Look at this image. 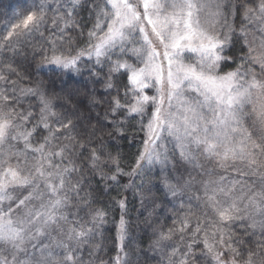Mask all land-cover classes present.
Listing matches in <instances>:
<instances>
[{"label":"snow or ice","instance_id":"snow-or-ice-1","mask_svg":"<svg viewBox=\"0 0 264 264\" xmlns=\"http://www.w3.org/2000/svg\"><path fill=\"white\" fill-rule=\"evenodd\" d=\"M146 173L157 264H264V0H32L0 27V264H140Z\"/></svg>","mask_w":264,"mask_h":264},{"label":"trees","instance_id":"trees-1","mask_svg":"<svg viewBox=\"0 0 264 264\" xmlns=\"http://www.w3.org/2000/svg\"><path fill=\"white\" fill-rule=\"evenodd\" d=\"M32 3V0H0V27L4 25L5 22L9 20H13L14 17L22 12L25 8L29 7ZM84 18H87V14H83ZM99 88L100 86L97 85ZM132 132H129V135H132ZM142 135V134H141ZM139 143V140H137ZM123 153L127 157L124 161L125 166L127 167L128 160L133 158V155L137 149L132 147L128 141H122L120 145ZM91 179L90 177H86ZM128 178L125 177V180ZM145 188H144V203L141 204L140 196L133 195L132 192L126 193L128 197L129 204V218L130 223L132 224V230L137 243L141 246L142 249L145 250V255L140 257V264H157V260L159 259L158 254L147 252V246L150 243V236L152 234V229L149 228L148 224L145 223V219L148 218L149 221L154 222L157 218H159L163 222V216H157V213L160 212V208L156 207L153 204V201H156V204H159L163 197L161 193L157 190L156 187H152L153 185L159 184L158 180L146 179ZM139 183V180L137 181ZM93 185H95V181H93ZM152 187V191L148 192V188ZM114 194V193H113ZM103 202H107V194L101 197ZM151 213V216L149 215ZM108 231L104 232L103 237H98V241L107 240L109 243L107 247H110V241L112 236H114V231H112V225L104 226ZM43 240L44 243H49L44 237H39L37 240L33 241L34 244L39 245L40 241ZM107 247H105V252H107ZM29 251H32L30 248ZM92 251L91 248L83 251L82 255L85 261H89L94 259V256H90L89 252Z\"/></svg>","mask_w":264,"mask_h":264},{"label":"rangeland","instance_id":"rangeland-1","mask_svg":"<svg viewBox=\"0 0 264 264\" xmlns=\"http://www.w3.org/2000/svg\"><path fill=\"white\" fill-rule=\"evenodd\" d=\"M144 178H146V179L148 178V179L156 180V179H154V178L152 177V175L149 174V173H146L145 176H144Z\"/></svg>","mask_w":264,"mask_h":264}]
</instances>
